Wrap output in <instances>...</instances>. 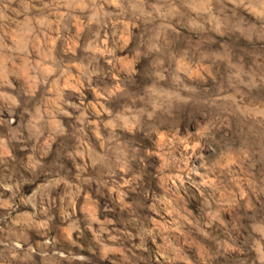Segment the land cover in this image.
Wrapping results in <instances>:
<instances>
[{"label": "clouds", "instance_id": "clouds-1", "mask_svg": "<svg viewBox=\"0 0 264 264\" xmlns=\"http://www.w3.org/2000/svg\"><path fill=\"white\" fill-rule=\"evenodd\" d=\"M0 264H264V0H0Z\"/></svg>", "mask_w": 264, "mask_h": 264}]
</instances>
